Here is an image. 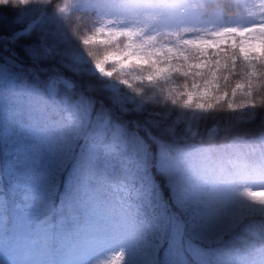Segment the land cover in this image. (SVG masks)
Here are the masks:
<instances>
[{"label": "trees", "instance_id": "1", "mask_svg": "<svg viewBox=\"0 0 264 264\" xmlns=\"http://www.w3.org/2000/svg\"><path fill=\"white\" fill-rule=\"evenodd\" d=\"M60 2L0 0V60L45 85H0V253L111 227L159 237L155 264H264V191L249 184L218 231L227 198L205 190L208 175L237 173L226 157H264V24L252 25L263 0H76L54 19L72 55L35 54L45 29H11ZM110 64L119 80L101 70ZM121 179L148 195L146 223L116 200ZM30 189L41 201L21 214L15 200Z\"/></svg>", "mask_w": 264, "mask_h": 264}, {"label": "rangeland", "instance_id": "2", "mask_svg": "<svg viewBox=\"0 0 264 264\" xmlns=\"http://www.w3.org/2000/svg\"><path fill=\"white\" fill-rule=\"evenodd\" d=\"M76 2V0H61L59 6L55 7L47 16H45L44 20H39L41 12L32 14L27 20L23 21V25L18 28H13V35L14 36H20L22 34H25L29 31L34 30L35 32H40V30L45 29L46 35L49 37V35L52 36L53 40H58L60 42V45L62 47H57L58 42H50L46 43V35L41 33V41L40 45L41 48L36 51L35 54L39 55H46V54H54L59 57L61 56H71L72 51L67 46V43L65 40L61 39V36L53 34L55 31L54 28V19L57 17V14L61 12V10L65 7H68L70 4ZM44 17V16H43ZM16 24V23H15ZM7 26V25H6ZM19 26V25H18ZM50 27V29H48ZM53 34V35H52ZM60 38V39H59ZM44 41V42H43ZM74 57L72 58V60ZM17 63V61L12 60L11 58L5 57L3 60H0V85L2 87H7V91H12L16 89H24L25 91H29L30 93H42L45 91V85L44 82H40V85L38 84L39 81H29L26 79L27 76H22L21 78H17L16 73L19 74L20 70L23 68V65L21 67L12 68V64ZM68 66L71 67V63H68ZM102 75L104 77H107L108 74L105 72H102ZM47 88V86H46ZM58 87L55 88V90ZM60 90L62 92H65L66 87L64 84L60 85ZM54 90V91H55ZM67 94V93H66ZM264 175V164H263V170L256 171L253 175L256 176L259 173ZM251 172H243L240 174L241 178L250 176ZM264 185V182L263 184ZM261 187V185H258ZM122 190H124L126 193L122 195L123 199L126 201V203L131 204L133 207L134 212H139L141 207L146 203L145 197H142L140 194L132 195V191L130 188L123 187ZM213 186L209 187L207 189V195H209L210 201H216L217 198L213 194ZM196 191V189L194 190ZM145 194V193H144ZM196 197L197 192H195ZM33 196V195H32ZM230 198L227 200L228 205H223V209L218 215V221H219V227L218 231H220L222 228H224L228 220L232 219L233 213L236 211V207L239 205L240 200V192L239 189H236L234 192L230 193ZM21 204V203H20ZM26 204V203H24ZM22 204V205H24ZM159 236V235H158ZM143 246L141 249L137 248L134 252L137 254V259L131 257L130 261H132V264H154V260L160 257V253L162 250L163 255L165 256V250H167V245H164L161 243L160 238H156V241L153 240V238H150V240L142 239ZM149 243V244H148ZM119 242L115 240V237H105L103 240L98 241L96 243H91L87 247H85V244H81L80 247H70L68 248V251L66 254L63 255V261L60 264H112V261L115 258L121 257L122 254L115 253L113 254L112 248H121L125 246L118 245ZM71 252V253H70ZM187 259V257H180L179 262L181 264H185L184 260ZM6 261L9 264H16L12 258L7 257ZM173 261V259L171 260ZM21 264H43L40 263L36 256H27Z\"/></svg>", "mask_w": 264, "mask_h": 264}, {"label": "clouds", "instance_id": "3", "mask_svg": "<svg viewBox=\"0 0 264 264\" xmlns=\"http://www.w3.org/2000/svg\"><path fill=\"white\" fill-rule=\"evenodd\" d=\"M106 47L107 46L97 45L94 51L90 50V54L93 56L94 61H96L98 64L104 61ZM101 70L112 73L113 77L117 80L121 78V70L118 69L115 64H110Z\"/></svg>", "mask_w": 264, "mask_h": 264}]
</instances>
